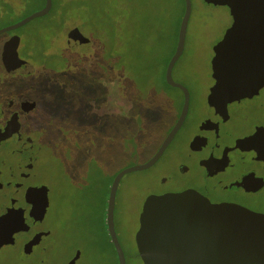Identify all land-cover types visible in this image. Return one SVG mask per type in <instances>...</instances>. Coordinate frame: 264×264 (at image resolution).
<instances>
[{"label": "rangeland", "instance_id": "374dc122", "mask_svg": "<svg viewBox=\"0 0 264 264\" xmlns=\"http://www.w3.org/2000/svg\"><path fill=\"white\" fill-rule=\"evenodd\" d=\"M185 7L184 0L109 1L110 14L107 15V21L116 18L124 26L117 27L124 37L123 43L119 42L121 48L123 44L127 49L132 47L134 56L141 55L143 51L148 62L138 65L135 61L132 62L133 68L127 75L128 84L134 88L127 91L124 89L123 78L116 74L114 82L108 84L107 101L102 102L100 109L93 111H120L125 106L126 121L106 119L99 112L100 115L96 116L90 114L88 104L91 99L87 101L86 98L92 94L89 93L91 88L83 95L75 90L77 87H66L58 69L53 75L47 76L41 67L33 63L38 70L37 74L25 77L16 75L13 78L18 96L30 95V84L34 83L38 88L34 94L39 98L40 110L34 116V123L42 132L41 140L46 151V175L53 199L51 224L54 229H60L58 232L64 234H69L72 230H76L80 236L88 233L91 239L89 250L92 254L96 250L100 252L98 245L104 243L105 227L100 219L108 190L107 180L120 167L122 169L137 165L138 160H144L149 154L147 151L153 149L180 108V92L163 83L167 65H163L161 60L164 58V63H168L176 51L178 40L175 38L180 31ZM42 8V2L32 0L25 9L35 12ZM208 10L213 13V20L221 22H209L207 25L199 23L188 27L185 49L174 71L176 79L203 86L211 83L213 47L224 37L230 21L228 13L212 7H208ZM18 11L17 14L22 12ZM12 13L8 17L11 20L15 16V12ZM42 17L44 18L35 20L15 33L21 37L40 28L45 38H51L52 49L55 47V50L64 52L75 48L76 42L69 34L70 29L73 30L76 26L74 21H69L67 29L63 28L53 37L55 15L53 17L47 13ZM7 22L0 21V27L6 26ZM58 30L59 28L56 31ZM83 32L93 37V33L87 29ZM20 55L28 59L23 48ZM133 90L141 94L135 93L140 98L155 99L152 114H146L144 109H134L130 101L126 102L127 93ZM254 106L253 116L264 120L262 106L259 104V109ZM129 113L132 114L127 117ZM135 149L142 152L137 156L138 151L135 154L132 152ZM123 153L125 157L121 162ZM123 180L122 191L118 197L116 225L130 254L133 250L132 239L139 227L144 192L153 184H150L147 174L138 172L127 173ZM241 199L247 205L264 210V194L258 197L241 196ZM106 250L107 264H118L112 242L111 246L107 244ZM102 251L101 255L104 253ZM128 264L143 263L133 255Z\"/></svg>", "mask_w": 264, "mask_h": 264}, {"label": "flooded vegetation", "instance_id": "af4514ba", "mask_svg": "<svg viewBox=\"0 0 264 264\" xmlns=\"http://www.w3.org/2000/svg\"><path fill=\"white\" fill-rule=\"evenodd\" d=\"M184 2L186 5V0ZM207 6L228 13V27L233 25L234 19L228 5L192 0L188 27L199 23L207 25L209 22H221L212 19L213 13ZM18 29L0 34V264H107L106 247L107 244L111 246V242L115 247L118 264H121L109 230L108 204L113 181L126 167H120L107 180L108 190L100 219L105 227V235L104 243L98 245L100 252H90L91 239L88 233L80 236L76 230H72L64 234L51 224L53 199L46 175V151L41 140L42 132L34 123V116L40 110L39 98L34 94L38 88L34 83L30 84V95L18 96L13 83L16 75L25 77L38 73L37 68L34 71H17L13 66L16 55L28 60L20 55L22 39L15 33ZM19 37L20 44L17 42ZM217 43L213 47L211 59V83L207 86L176 79L174 71L179 60L174 66V80L184 84L189 91V108L181 128L161 157L148 168L132 171L147 174L150 184H153L144 192L139 220L149 196L186 190H195L214 203H239L264 212L245 204L241 199V196L258 197L264 194V120L253 116L254 105L259 109L260 104L264 109V87L253 97L239 98L227 104L223 100L227 90L220 88L214 95L216 105L211 104L210 97L217 82L213 70ZM167 84L180 92V108L153 149L147 151L148 156L142 161L138 160L137 165L145 164L159 151L183 113L185 91ZM136 151L137 156L142 152L138 149L132 152L135 154ZM124 157L123 153L121 162ZM125 175L116 195L117 236L127 264L133 255L144 264L137 244L140 222L132 239L133 250L130 254L116 225L118 197ZM102 250L104 253L101 255Z\"/></svg>", "mask_w": 264, "mask_h": 264}, {"label": "water", "instance_id": "95a60500", "mask_svg": "<svg viewBox=\"0 0 264 264\" xmlns=\"http://www.w3.org/2000/svg\"><path fill=\"white\" fill-rule=\"evenodd\" d=\"M228 5L234 19L224 37L215 46L214 76L217 80L210 97L224 88V103L253 97L264 87V0H207ZM53 0L21 20L0 28V34L18 29L49 13ZM192 0H186L178 45L168 60L165 79L185 91L183 113L159 151L145 164L121 170L115 177L108 204L109 230L119 252L120 263L127 264L115 226V203L119 183L129 172L152 166L181 128L189 108L187 87L174 80V66L184 52ZM76 48L86 51L92 40L79 29L70 32ZM70 37V40L72 39ZM20 37L17 38L19 43ZM20 44V43H19ZM17 71H34L28 60L15 56ZM240 146V144H238ZM137 244L144 264H264V212L233 202L214 203L195 190L149 196L140 215Z\"/></svg>", "mask_w": 264, "mask_h": 264}, {"label": "trees", "instance_id": "16d2710c", "mask_svg": "<svg viewBox=\"0 0 264 264\" xmlns=\"http://www.w3.org/2000/svg\"><path fill=\"white\" fill-rule=\"evenodd\" d=\"M32 0H0V21H8L6 23H14L26 17L33 11H27L25 8L30 5ZM43 3V7L46 4V0H39ZM110 0H53V7L48 14L53 17L55 15V29L53 37L58 35L61 30L67 29L69 21H74L76 26L74 29L79 31L85 37L92 40V48L86 51L79 50L76 47L64 52L52 49L51 38L44 36L43 30L40 28L31 30L29 35L21 36L22 48L25 50L28 60L41 67L43 73L47 76L54 74L56 69L62 73L63 84L71 89L78 90L83 95L88 89L91 88L89 93H92L86 98L90 102L88 104L90 114L96 116L102 112L93 111L102 107V102L107 101L109 95V82L112 83L116 79V74L121 75L124 80V89L129 90L134 88L128 84L129 76L128 71L133 68V63L136 62L146 64L148 62L144 52L141 55L134 56L133 48H126L123 44L121 48L120 43H123L124 37L118 31L117 27L122 26L116 18H112L107 21V15L110 14L108 8ZM18 10H22L20 14ZM15 12L14 19H9ZM44 17H38L21 28L29 25L35 20L43 19ZM54 19V18H53ZM108 22L110 25H108ZM181 22V21H180ZM180 26V23L179 25ZM20 28V29H21ZM59 28L58 31H56ZM18 29V31L20 30ZM87 29L88 32L93 33V37L87 35L83 31ZM70 29L69 32L73 31ZM65 31V30H64ZM68 32V33H69ZM70 34V33H69ZM175 40H178L176 34ZM120 42V43H119ZM21 48V50H22ZM73 51V52H72ZM93 51V52H92ZM164 58L161 60L163 65ZM68 77L71 79H68ZM163 83L168 85L165 78ZM137 90H133L127 93V100L130 101L137 110L144 109L146 114H152V109L156 104L155 99L146 97L140 98L137 96ZM78 94V93H77ZM140 94V93H139ZM141 95V94H140ZM155 98V97H154ZM94 101V102H93ZM92 102V104H91ZM125 106H122L120 111L110 110L102 113L103 117L110 120L120 121L125 120ZM129 113L127 117L131 116ZM100 115V114H99Z\"/></svg>", "mask_w": 264, "mask_h": 264}]
</instances>
